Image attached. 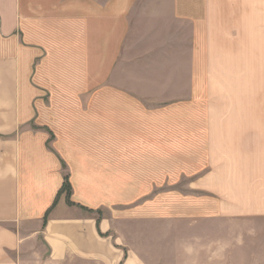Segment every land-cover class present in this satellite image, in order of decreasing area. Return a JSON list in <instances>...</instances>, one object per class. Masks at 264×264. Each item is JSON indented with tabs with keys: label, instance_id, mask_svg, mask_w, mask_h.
<instances>
[{
	"label": "crops",
	"instance_id": "crops-1",
	"mask_svg": "<svg viewBox=\"0 0 264 264\" xmlns=\"http://www.w3.org/2000/svg\"><path fill=\"white\" fill-rule=\"evenodd\" d=\"M0 264H264V0H0Z\"/></svg>",
	"mask_w": 264,
	"mask_h": 264
},
{
	"label": "rangeland",
	"instance_id": "rangeland-1",
	"mask_svg": "<svg viewBox=\"0 0 264 264\" xmlns=\"http://www.w3.org/2000/svg\"><path fill=\"white\" fill-rule=\"evenodd\" d=\"M202 101H205V100L203 99ZM202 101L199 102V104H200L199 109H203V110L197 112V115H198L197 117H206V110H205L206 108H207L208 113H209V111L210 112L213 111V116H215V117H222L223 113H224V117H225L228 112L223 111L220 106L223 105L224 103L225 104L230 103L229 101H236V98H233L232 100H228L227 95L220 94V93L218 94L215 92V94L213 95V100H211V101H213V107H209L210 104H206Z\"/></svg>",
	"mask_w": 264,
	"mask_h": 264
}]
</instances>
